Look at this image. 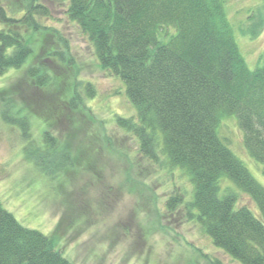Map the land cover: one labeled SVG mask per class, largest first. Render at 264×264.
I'll return each mask as SVG.
<instances>
[{
    "label": "rangeland",
    "instance_id": "obj_1",
    "mask_svg": "<svg viewBox=\"0 0 264 264\" xmlns=\"http://www.w3.org/2000/svg\"><path fill=\"white\" fill-rule=\"evenodd\" d=\"M224 2L239 51L254 69L264 55V2ZM31 3L44 7L36 21L54 36L21 28L33 53L0 76L4 208L23 226L52 236L71 264H240L216 248L196 222L187 202L193 196L188 175L169 167L159 146L154 160L144 156L136 138L116 127L115 118L134 117L135 108L121 79L99 67L91 44L67 18L64 0H0V15L2 10L21 17ZM258 22L260 29L246 34ZM60 55L75 65L80 112L48 108V85L37 87L28 74L33 65L50 73L48 65L63 64ZM217 132L264 186L262 166L246 152L235 116L223 118ZM46 133L51 140L45 143ZM227 186L233 187L223 180L220 190ZM171 198L179 202L168 207ZM237 198L253 206L247 195L238 192Z\"/></svg>",
    "mask_w": 264,
    "mask_h": 264
},
{
    "label": "trees",
    "instance_id": "obj_2",
    "mask_svg": "<svg viewBox=\"0 0 264 264\" xmlns=\"http://www.w3.org/2000/svg\"><path fill=\"white\" fill-rule=\"evenodd\" d=\"M64 2L67 18L91 44L99 67L121 79L135 108L134 117H116V127L136 138L141 154L154 160L159 146L169 167L188 175L189 209L216 248L240 264H264V186L217 132L223 118L235 116L244 148L264 175V55L254 69L247 66L224 0ZM2 12L7 28L0 29V76L33 53L21 28L54 36L36 21L46 13L40 4L31 3L21 17ZM260 23L246 34L257 32ZM59 60L63 64L48 65L50 73L33 65L28 74L37 87L48 85V108L80 112L75 65L62 55ZM85 92L93 95L90 85ZM50 140L46 133L44 142ZM223 180L234 188L221 191ZM238 192L253 206L238 202ZM176 202L169 199L168 207ZM0 264L71 263L52 236L23 226L0 202Z\"/></svg>",
    "mask_w": 264,
    "mask_h": 264
}]
</instances>
